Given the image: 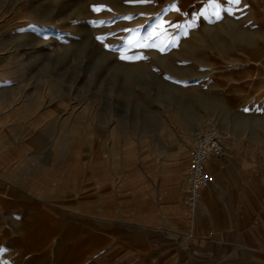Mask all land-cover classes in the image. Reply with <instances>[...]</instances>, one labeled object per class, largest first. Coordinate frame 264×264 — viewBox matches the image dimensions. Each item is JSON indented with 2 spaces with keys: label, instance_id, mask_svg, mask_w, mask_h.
Here are the masks:
<instances>
[{
  "label": "rangeland",
  "instance_id": "374dc122",
  "mask_svg": "<svg viewBox=\"0 0 264 264\" xmlns=\"http://www.w3.org/2000/svg\"><path fill=\"white\" fill-rule=\"evenodd\" d=\"M216 2L0 0V264H114L191 216L196 127L264 139V0Z\"/></svg>",
  "mask_w": 264,
  "mask_h": 264
},
{
  "label": "crops",
  "instance_id": "0c3cea01",
  "mask_svg": "<svg viewBox=\"0 0 264 264\" xmlns=\"http://www.w3.org/2000/svg\"><path fill=\"white\" fill-rule=\"evenodd\" d=\"M237 144L241 155L226 150L211 165L213 181L187 219L128 229L116 223L113 245L124 250L114 264H264V139Z\"/></svg>",
  "mask_w": 264,
  "mask_h": 264
},
{
  "label": "built area",
  "instance_id": "2783aa9c",
  "mask_svg": "<svg viewBox=\"0 0 264 264\" xmlns=\"http://www.w3.org/2000/svg\"><path fill=\"white\" fill-rule=\"evenodd\" d=\"M188 168L184 180L185 208L193 214L199 209L205 187L213 181L212 161L226 155L221 131L214 125H199L193 132Z\"/></svg>",
  "mask_w": 264,
  "mask_h": 264
},
{
  "label": "snow or ice",
  "instance_id": "6c2138e0",
  "mask_svg": "<svg viewBox=\"0 0 264 264\" xmlns=\"http://www.w3.org/2000/svg\"><path fill=\"white\" fill-rule=\"evenodd\" d=\"M226 2L229 3V4H237L238 5L240 0H226ZM104 7L105 6H94V11H100ZM209 7L214 9V15H216L217 18H221L220 17L221 5L219 3H217L216 0H213V3L211 5H209ZM128 18L130 19L131 17H128ZM99 23H103V22L101 21ZM97 39H101L102 40L103 37H97ZM129 45L130 46H141V47H154V46H156L155 42L149 43V44H143V45H141V44H139V42H137L136 45H132L131 41H129ZM159 50L160 51H164L165 49L163 47H161ZM135 58H142V57H129V56L124 55L123 53L121 55V59H135Z\"/></svg>",
  "mask_w": 264,
  "mask_h": 264
},
{
  "label": "bare ground",
  "instance_id": "6f19581e",
  "mask_svg": "<svg viewBox=\"0 0 264 264\" xmlns=\"http://www.w3.org/2000/svg\"><path fill=\"white\" fill-rule=\"evenodd\" d=\"M71 30H72V28H71ZM218 128V127H217Z\"/></svg>",
  "mask_w": 264,
  "mask_h": 264
}]
</instances>
